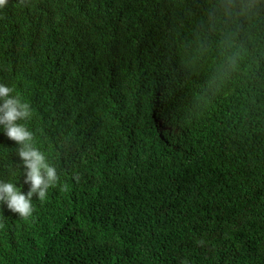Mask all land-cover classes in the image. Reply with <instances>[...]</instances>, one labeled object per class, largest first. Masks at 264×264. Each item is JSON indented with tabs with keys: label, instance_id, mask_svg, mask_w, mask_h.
Returning a JSON list of instances; mask_svg holds the SVG:
<instances>
[{
	"label": "trees",
	"instance_id": "16d2710c",
	"mask_svg": "<svg viewBox=\"0 0 264 264\" xmlns=\"http://www.w3.org/2000/svg\"><path fill=\"white\" fill-rule=\"evenodd\" d=\"M0 83L59 176L0 264H264V0H7Z\"/></svg>",
	"mask_w": 264,
	"mask_h": 264
},
{
	"label": "clouds",
	"instance_id": "9594fccd",
	"mask_svg": "<svg viewBox=\"0 0 264 264\" xmlns=\"http://www.w3.org/2000/svg\"><path fill=\"white\" fill-rule=\"evenodd\" d=\"M235 0H225V7L230 8ZM7 0H0L3 8ZM13 88L0 83V131L20 147L18 155L23 165V183L17 180L0 179V206L20 217L28 218L33 214V198L44 201L49 190L57 186L59 176L55 165L47 155L34 145L33 134L20 121L31 116L30 105L19 95H12ZM28 185V190H23Z\"/></svg>",
	"mask_w": 264,
	"mask_h": 264
}]
</instances>
